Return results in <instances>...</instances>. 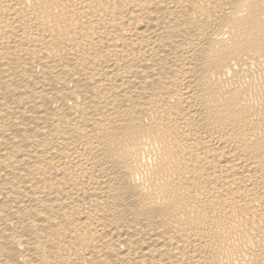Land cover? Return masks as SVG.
Listing matches in <instances>:
<instances>
[{
    "label": "bare ground",
    "instance_id": "1",
    "mask_svg": "<svg viewBox=\"0 0 264 264\" xmlns=\"http://www.w3.org/2000/svg\"><path fill=\"white\" fill-rule=\"evenodd\" d=\"M0 264H264V0H0Z\"/></svg>",
    "mask_w": 264,
    "mask_h": 264
}]
</instances>
